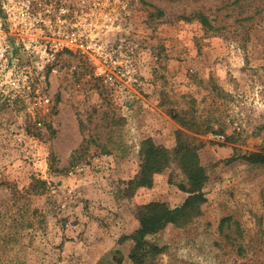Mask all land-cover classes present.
<instances>
[{"label":"rangeland","instance_id":"1","mask_svg":"<svg viewBox=\"0 0 264 264\" xmlns=\"http://www.w3.org/2000/svg\"><path fill=\"white\" fill-rule=\"evenodd\" d=\"M89 1L110 12L106 61L64 55L45 103L0 93V264H134L141 206L187 193L174 163L127 181L141 142L179 129L202 142L206 201L148 235L165 249L143 264H264V163L246 159L264 153V0Z\"/></svg>","mask_w":264,"mask_h":264},{"label":"built area","instance_id":"2","mask_svg":"<svg viewBox=\"0 0 264 264\" xmlns=\"http://www.w3.org/2000/svg\"><path fill=\"white\" fill-rule=\"evenodd\" d=\"M89 0H0V93L39 95L69 52L106 61L110 12ZM109 15V19H108Z\"/></svg>","mask_w":264,"mask_h":264},{"label":"trees","instance_id":"3","mask_svg":"<svg viewBox=\"0 0 264 264\" xmlns=\"http://www.w3.org/2000/svg\"><path fill=\"white\" fill-rule=\"evenodd\" d=\"M159 14L162 12L160 11ZM199 16L207 29H216L206 15L201 13ZM184 18L188 19L189 17L184 16ZM173 116H176L175 112ZM206 128L208 127L196 128L192 131L197 134ZM201 145L202 142L197 136H190L184 129L177 130L176 145L172 149L156 144L149 138L141 142L140 167L138 172L127 181L128 189L135 191L142 186L151 187L154 174L162 172L174 163L184 174V181L178 183V187L187 193V196L181 204L174 207H170L163 201H149L141 206L137 213L139 225L131 236L134 244L129 257L134 264L151 263L164 252L165 247L149 241L148 235L156 234L169 223L176 225L187 223L195 214L199 213V204L206 201L203 188L208 180V175L198 156V149ZM246 159L255 164L264 163V153L250 152ZM226 220H230V217H224L220 227ZM239 248L242 247L239 246ZM113 259L118 263L121 261L120 258Z\"/></svg>","mask_w":264,"mask_h":264},{"label":"crops","instance_id":"4","mask_svg":"<svg viewBox=\"0 0 264 264\" xmlns=\"http://www.w3.org/2000/svg\"><path fill=\"white\" fill-rule=\"evenodd\" d=\"M164 173H162V172H159V173H155L154 174V176H153V182L155 181V186H156V183H157V181L158 180H161V178H162V175H163ZM135 175V174H134ZM133 175V176H134ZM133 176H131V177H133ZM131 177H128L127 179H129V178H131ZM143 188H146V187H144V186H142V187H139L138 189H143ZM163 202H165V201H163ZM168 204V203H167ZM169 205V204H168ZM177 205H179V204H177ZM177 205H173V206H171V207H174V206H177ZM170 206V205H169Z\"/></svg>","mask_w":264,"mask_h":264}]
</instances>
